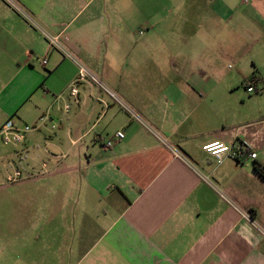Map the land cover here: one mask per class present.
Wrapping results in <instances>:
<instances>
[{
	"label": "crops",
	"instance_id": "crops-1",
	"mask_svg": "<svg viewBox=\"0 0 264 264\" xmlns=\"http://www.w3.org/2000/svg\"><path fill=\"white\" fill-rule=\"evenodd\" d=\"M15 1L41 29L0 0V126H37L15 146L26 206L38 202L22 231H38L42 264H264V115L229 95L253 74L264 91V0ZM226 21L261 28L250 74ZM43 31L67 36L141 120L93 81L75 82L78 65ZM228 56L238 71L223 66ZM244 140L252 163L203 149Z\"/></svg>",
	"mask_w": 264,
	"mask_h": 264
},
{
	"label": "rangeland",
	"instance_id": "rangeland-1",
	"mask_svg": "<svg viewBox=\"0 0 264 264\" xmlns=\"http://www.w3.org/2000/svg\"><path fill=\"white\" fill-rule=\"evenodd\" d=\"M233 24L237 27L229 21L223 22L222 35L230 38L228 39L231 43H227V46L232 45V48L235 41H238L236 45L239 57L240 54H244V57L247 58L243 65L246 66L245 72L248 71L250 74L253 71L252 62L254 59L258 62L261 61L262 45L255 41L259 37L257 33L261 28L243 26L234 22ZM236 31L242 35V38L236 35ZM254 43L255 45L250 51L251 44ZM225 45L226 42H223V46ZM223 66L232 72L240 69L239 61L233 56H228L224 60ZM242 81H236L235 89L229 92V95L241 109L261 117V112L264 115V91L250 93ZM260 85L259 83V89ZM248 162L252 163L253 161L249 159ZM24 179H26V172L22 169L20 147L13 144L2 146L0 148V264H42L41 259L45 248L38 238H34L38 231H31V239L29 237L28 239L22 231V223H25V220L21 219L22 213L26 210L25 215L31 216L32 209L36 213L38 207V202L33 201L27 208L25 203L27 181Z\"/></svg>",
	"mask_w": 264,
	"mask_h": 264
},
{
	"label": "built area",
	"instance_id": "built-area-1",
	"mask_svg": "<svg viewBox=\"0 0 264 264\" xmlns=\"http://www.w3.org/2000/svg\"><path fill=\"white\" fill-rule=\"evenodd\" d=\"M15 11L21 14L26 20H28L31 24H33L36 28H40L39 24L33 19V17L15 0H5ZM41 29V28H40ZM46 38L49 41L51 47L60 50L65 54V56L71 58L73 61L76 62L78 65V75L75 82L82 81V80H91L94 83L98 84L102 87L120 106L125 109L133 119L141 120L140 116L133 110L131 106H129L125 101H123L120 96L113 90L109 89L101 79L93 74L84 64H82L75 56L69 52L63 43V40H67V36L60 37L59 35H50L47 32L43 31ZM63 39V40H62ZM43 63L47 62V59L44 58L42 60ZM246 87L249 92H254L256 87L252 81L246 82ZM37 126L23 123L20 124L14 118H8L1 126H0V148L5 145H18L20 144L23 139L25 138L26 133L29 131L36 129ZM157 136L161 138L158 134ZM124 138V132L122 130H118L115 133V136L112 138L107 139L102 143V148L104 150H108L113 147L115 142L119 139ZM163 140V138H161ZM166 144L167 142L163 140ZM173 148V147H171ZM203 149L206 150L208 153L213 155L219 162L222 161L224 155H228L236 160H242L245 157H249L251 159H256L258 156L257 151L253 149V144L248 140H244L238 144H226L220 141H212L207 142L203 145ZM174 153L182 157L183 156L176 151L174 148Z\"/></svg>",
	"mask_w": 264,
	"mask_h": 264
},
{
	"label": "trees",
	"instance_id": "trees-1",
	"mask_svg": "<svg viewBox=\"0 0 264 264\" xmlns=\"http://www.w3.org/2000/svg\"><path fill=\"white\" fill-rule=\"evenodd\" d=\"M247 80H250L252 81L255 85L258 83V78H257V75L256 74H253L251 75ZM245 80V85H246V81ZM237 161H240V160H237ZM256 163V168H257V171L259 172V174L261 175L262 178H264V164L259 162L258 160L255 161Z\"/></svg>",
	"mask_w": 264,
	"mask_h": 264
}]
</instances>
